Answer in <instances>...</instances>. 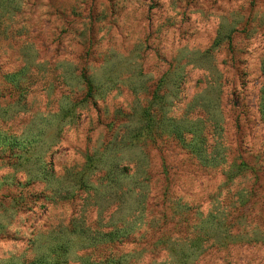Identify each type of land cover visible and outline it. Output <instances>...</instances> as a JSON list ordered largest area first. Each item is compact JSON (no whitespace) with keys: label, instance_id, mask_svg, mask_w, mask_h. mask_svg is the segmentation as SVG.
<instances>
[{"label":"rangeland","instance_id":"1","mask_svg":"<svg viewBox=\"0 0 264 264\" xmlns=\"http://www.w3.org/2000/svg\"><path fill=\"white\" fill-rule=\"evenodd\" d=\"M0 264H264V0H0Z\"/></svg>","mask_w":264,"mask_h":264},{"label":"trees","instance_id":"2","mask_svg":"<svg viewBox=\"0 0 264 264\" xmlns=\"http://www.w3.org/2000/svg\"><path fill=\"white\" fill-rule=\"evenodd\" d=\"M88 88H89V91L91 90L90 86L87 84Z\"/></svg>","mask_w":264,"mask_h":264}]
</instances>
